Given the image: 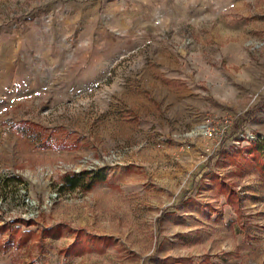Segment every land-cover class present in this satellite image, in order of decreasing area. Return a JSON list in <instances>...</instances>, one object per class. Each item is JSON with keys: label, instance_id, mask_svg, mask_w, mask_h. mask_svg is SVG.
Wrapping results in <instances>:
<instances>
[{"label": "rangeland", "instance_id": "1", "mask_svg": "<svg viewBox=\"0 0 264 264\" xmlns=\"http://www.w3.org/2000/svg\"><path fill=\"white\" fill-rule=\"evenodd\" d=\"M256 144L264 0H0V264H264Z\"/></svg>", "mask_w": 264, "mask_h": 264}, {"label": "trees", "instance_id": "2", "mask_svg": "<svg viewBox=\"0 0 264 264\" xmlns=\"http://www.w3.org/2000/svg\"><path fill=\"white\" fill-rule=\"evenodd\" d=\"M250 114H253V111H247L245 112V115L250 116ZM263 146H261V144H256V147H254L255 151H259L260 153H263L264 156V150H262ZM89 171H82L79 173H73V175H65L63 178V185L67 186L70 189H73L74 187L78 186V185H83L85 186L86 184H84V178L86 177V175H88ZM100 178V173L94 174L92 175V177H90L88 183L86 186H88V184H90L93 180Z\"/></svg>", "mask_w": 264, "mask_h": 264}]
</instances>
